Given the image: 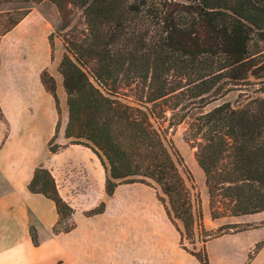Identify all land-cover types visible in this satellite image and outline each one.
I'll return each mask as SVG.
<instances>
[{"label":"trees","instance_id":"obj_1","mask_svg":"<svg viewBox=\"0 0 264 264\" xmlns=\"http://www.w3.org/2000/svg\"><path fill=\"white\" fill-rule=\"evenodd\" d=\"M42 1L0 0V5ZM49 1L64 21L70 3L83 8L88 26L82 37L66 40L67 53L58 68L67 96L66 138L90 148L100 159L108 196L123 182L154 187L181 248L200 264H210L208 239L199 250L185 245L186 240L197 245V224L204 230L202 211L180 153L154 121L166 119L170 110L171 125H178L187 117L179 115L187 108L182 101L199 108L221 98V76L237 87L246 86L250 75L259 76L256 54L261 51L253 53L251 47L254 36L264 42V0ZM29 12L1 13L0 18L9 21L0 20V36ZM173 76H184L190 84L177 87ZM41 82L60 114L54 77L44 71ZM133 85L137 102L126 104L121 91ZM58 131L59 124L51 152L61 149L51 147ZM187 134L206 177L212 218L264 212V98L242 106L221 103L196 117ZM28 189L54 202L59 215L54 235L76 229L75 210L60 196L47 168H36ZM104 212L102 204L89 216ZM64 219L70 223L62 226ZM31 236L38 246L35 229Z\"/></svg>","mask_w":264,"mask_h":264},{"label":"rangeland","instance_id":"obj_2","mask_svg":"<svg viewBox=\"0 0 264 264\" xmlns=\"http://www.w3.org/2000/svg\"><path fill=\"white\" fill-rule=\"evenodd\" d=\"M18 9L30 10V12L17 26L0 36V70L5 72L6 82L14 86H22L25 82L32 81L38 72L41 78L44 71L54 77L56 88L57 83H60L66 97L63 109L60 107L58 114L57 124L60 131L62 124L68 123V106L63 78L58 68L67 53L66 40L82 37L83 33L88 31L83 8L70 3L65 21L57 6L49 0L37 3L2 4L0 14ZM0 20L9 21L6 17ZM251 49L253 53L261 51L256 54L258 65L255 69H259L257 71L259 76L250 75L246 86H234L221 76L217 85L222 88L221 98L204 103L199 108L191 105L190 100L182 101V105H187V108L179 115L185 114L187 117L178 125H171L170 110H167L166 119L154 121V125L161 130L166 141L180 153L184 169L190 175L189 185L201 207V224L204 230L200 224H197V245L194 247L187 240L185 245L190 249L199 250L202 247V240L208 239L206 248L207 252L210 248L214 253L213 264H238L239 260L237 262L232 260L231 254L236 253L233 250H244L253 239L261 240L250 254V258L262 249L264 212L244 216L226 214L224 217L212 218L206 177L196 160V149L186 137L190 124L201 113L224 102L242 106L253 98H264V42H260L258 37L254 36ZM171 82L177 87L185 88L190 84L184 76L179 78L173 76ZM135 87L133 85L121 91L120 99L124 103L135 105L137 102ZM7 127L0 106V128L7 129ZM4 137L6 138L7 135ZM69 141L72 144L71 140ZM56 145L55 140L51 147ZM105 178L106 174L102 177V184L98 180L89 186V190L82 187L81 191H76L73 188L71 198L64 199L75 210L74 221L77 227L79 223V229L76 230V227L69 233L68 242L72 244L71 258L68 260L62 258L53 264H200L195 257L181 248L179 234L168 219L154 187L142 183L123 182L112 196H108L105 192ZM102 204L105 205L103 214L98 217L89 216L93 209L101 208ZM68 223L70 221L64 219L62 226ZM233 241H236L237 245L233 244ZM221 252H228L227 261H219L218 256ZM241 256L237 254L235 258L241 259ZM261 264H264V255Z\"/></svg>","mask_w":264,"mask_h":264},{"label":"crops","instance_id":"obj_3","mask_svg":"<svg viewBox=\"0 0 264 264\" xmlns=\"http://www.w3.org/2000/svg\"><path fill=\"white\" fill-rule=\"evenodd\" d=\"M6 77L0 70V106L8 125L7 129L0 128V264H53L62 258L68 260L72 253L70 234L52 232L59 219L54 202L31 193L28 185L36 168L43 166L54 176L60 196L67 200L73 188L89 190L98 180L102 184L104 167L89 148L70 144L65 136L67 123L62 124L56 138L61 149L49 150L58 113L54 98L41 82L40 72L22 86L7 83ZM56 91L63 109L66 97L59 82ZM32 228L37 232L38 246L33 243ZM260 240L253 239L241 251L233 246L236 253L231 254L232 260H239L238 264H261L264 246L250 258ZM208 254L213 264L210 248ZM237 254L242 255L241 259L235 258ZM218 257L220 262L227 261L228 252H221Z\"/></svg>","mask_w":264,"mask_h":264}]
</instances>
